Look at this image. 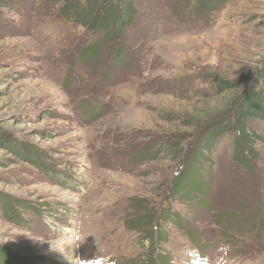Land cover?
I'll use <instances>...</instances> for the list:
<instances>
[{
    "label": "rangeland",
    "instance_id": "374dc122",
    "mask_svg": "<svg viewBox=\"0 0 264 264\" xmlns=\"http://www.w3.org/2000/svg\"><path fill=\"white\" fill-rule=\"evenodd\" d=\"M59 9L18 0L0 17V264H197V251L264 264V139L247 168L229 136L207 143L197 125L264 64V0L206 19L186 0H136L133 25L108 38ZM177 139L174 160L161 146ZM181 176L195 189L173 194ZM217 222L247 238L235 247Z\"/></svg>",
    "mask_w": 264,
    "mask_h": 264
},
{
    "label": "trees",
    "instance_id": "16d2710c",
    "mask_svg": "<svg viewBox=\"0 0 264 264\" xmlns=\"http://www.w3.org/2000/svg\"><path fill=\"white\" fill-rule=\"evenodd\" d=\"M17 1L18 0H0V17L4 9L9 8L12 3ZM48 1L53 5H59L60 16L68 22L74 23L88 31H99L106 38L111 34H113L114 37H117L115 35L122 36L123 33L133 25L136 14V0ZM186 1L189 7H192V12L196 16L206 19L218 12L225 6V4L232 0ZM214 83L219 93L231 91L232 89L235 90V86L232 83L221 78L215 77ZM218 114V117L214 118L212 123H208L207 121H204L201 124L197 123V125L201 126V129L206 131L204 139L207 137V143H209L210 140L212 142L217 136H229L231 157L242 166L250 168L249 166L252 165L253 167V164H256L260 159L257 151L258 144L264 139V133L259 130V128L264 125V64H261L242 90L233 93L229 98L225 110L220 111ZM181 142L180 139L170 140L161 147H164L169 155L172 154L175 160L180 157L184 151L180 148ZM183 180L184 176H181L178 179L177 183L174 185L172 191L173 194L174 190L176 192V189L179 188V186L181 188L184 187L185 190L195 189L192 185H190V187L184 185L182 183ZM186 193L187 191H185V194ZM174 198L178 199L177 197ZM178 225L181 226L183 223L180 222ZM216 225L221 227V233L223 235L230 236L229 233H231V226L225 225L221 222H217ZM130 227L133 228L132 226ZM140 227L135 226V229L143 232ZM183 229L186 233L185 236H192L186 228ZM149 230L145 235H149L147 238H150L152 242L151 244L161 245L162 242L165 241L163 236H167V231H163V229L157 225H153ZM157 248L155 247V249ZM201 250L203 253L205 252L204 249ZM167 257L168 256L165 253L154 252L152 255V262L153 264H166L165 260Z\"/></svg>",
    "mask_w": 264,
    "mask_h": 264
}]
</instances>
